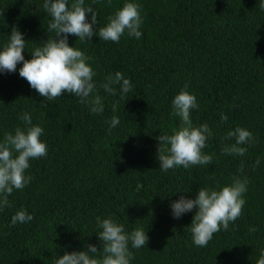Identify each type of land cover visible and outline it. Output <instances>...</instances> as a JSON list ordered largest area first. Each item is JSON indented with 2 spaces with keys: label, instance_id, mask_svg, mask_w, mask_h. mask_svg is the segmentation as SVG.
<instances>
[{
  "label": "trees",
  "instance_id": "obj_1",
  "mask_svg": "<svg viewBox=\"0 0 264 264\" xmlns=\"http://www.w3.org/2000/svg\"><path fill=\"white\" fill-rule=\"evenodd\" d=\"M73 0H69V7ZM126 0H85L97 13L98 32ZM143 19L140 39L127 32L119 43L94 35L80 41L69 35L70 47L91 59L93 81L103 112L91 113L73 94L55 100L40 96L15 72H0V141L17 127L20 114L44 129L40 137L47 155L31 159L25 175L32 180L8 197L0 211V264H55L65 253L98 250L96 218L112 219L125 233L143 229L147 244L129 251L130 264H257L264 250V11L260 0H135ZM44 0H0V51L13 27L26 40L23 55L55 33ZM91 22V14H86ZM63 36V34H61ZM122 73L132 89L122 95L104 91L107 76ZM196 97L190 110L194 126L207 124L212 136L203 154L210 165L160 169L158 136L179 126L172 100L182 89ZM47 105V107H44ZM115 106V111L113 108ZM221 114L228 117L221 121ZM113 116L120 123L109 132ZM253 133L244 156L225 155L229 130ZM257 158L260 165L254 167ZM242 169V172L240 171ZM234 176L247 178L241 215L228 230L215 233L206 247H197L189 230L197 209L174 218L171 204L183 195L195 199L200 188L219 190ZM34 216L11 224L20 210ZM257 229L251 232L249 229ZM91 254V253H90ZM96 258H102L98 254Z\"/></svg>",
  "mask_w": 264,
  "mask_h": 264
},
{
  "label": "clouds",
  "instance_id": "obj_2",
  "mask_svg": "<svg viewBox=\"0 0 264 264\" xmlns=\"http://www.w3.org/2000/svg\"><path fill=\"white\" fill-rule=\"evenodd\" d=\"M94 2L99 3L102 0ZM108 3L110 4L111 0H108ZM84 4L85 0H73L69 7V0H44L43 9L50 16L47 31L55 33L54 38H48L42 46L36 47L31 54L32 59L26 60L23 55L26 40L22 33L13 27L9 42L0 51V72H15L17 64L22 62L19 76L40 96L51 101L63 93L73 94L79 98L81 104L89 106L91 113L100 114L104 110L102 99L98 94L92 95L96 90L93 81L95 72L86 63L91 58L77 48L70 47L68 36L74 35L80 41H90L96 35L101 40L119 43L121 36L127 32L129 37L140 39L143 19L139 3L126 0L122 8L108 17L106 26L100 27L97 32L94 27L97 24V13L91 6L85 7ZM259 8L264 11V0H260ZM89 13L90 23L86 16ZM114 85H119L122 95L132 89L130 80L124 78L120 72L107 76L100 87L106 93L115 95ZM198 107L196 97L190 94L186 87L172 100L171 114L179 118V126L172 134H162L157 138V158L162 171L178 166L187 169L195 165H210L213 162L212 155L202 153L207 147L206 141L212 136V130L207 124L194 126L190 119V110ZM19 118L24 122L25 128L17 127L14 134L6 133L0 141V211L11 206L8 197L14 190H23L31 182L32 177L25 175V171L30 167L29 161L47 155L46 144L40 140L44 129L32 125L31 115L26 112L20 114ZM227 120V115L221 114V121ZM119 123V118L113 116L109 132ZM224 139H234L235 143L225 144L223 154L244 156L247 148L242 145L254 144L256 138L251 131L238 126L229 130ZM259 165L260 159L257 158L254 167ZM240 171L242 172V169ZM247 185L246 177L234 176L230 185L219 190L200 188L195 199L181 195L179 200L171 204L172 214L174 218L179 219L183 214L197 209L189 230L194 245L206 247L213 235L221 231V226L228 230L230 222H234L241 215L246 203L242 197L247 192ZM33 219V215L22 209L12 216L11 224L28 223ZM96 222L97 227L101 229L97 235L103 242L102 249L98 250L95 245L89 244L86 251L65 253L55 264H130L134 254L129 251V242L134 249H140L148 242L149 238L143 229H135L128 234L125 233L123 225L110 218L97 217ZM249 230L257 231L254 227ZM101 251L102 258H96ZM257 264H264V250L261 251Z\"/></svg>",
  "mask_w": 264,
  "mask_h": 264
}]
</instances>
